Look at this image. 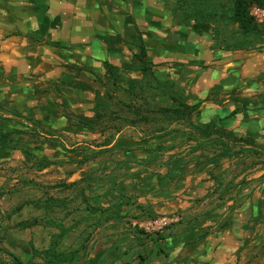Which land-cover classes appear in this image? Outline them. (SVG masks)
<instances>
[{
	"label": "rangeland",
	"instance_id": "374dc122",
	"mask_svg": "<svg viewBox=\"0 0 264 264\" xmlns=\"http://www.w3.org/2000/svg\"><path fill=\"white\" fill-rule=\"evenodd\" d=\"M123 1L130 6L136 2ZM153 1L155 6L162 2L165 7L163 11L156 9L154 12L157 20L170 21L173 28H200L193 21L178 24L175 0ZM196 1L209 3L213 9L218 4H230L232 0ZM252 9L253 5L249 15ZM252 18L260 27V34L246 41L247 50L244 51L262 55L264 31L261 26L264 22L257 23ZM202 26L211 28L209 34L213 37L214 49L228 52L239 40L236 26L214 19ZM133 28L125 29L123 38L116 33L102 36L100 40L108 39L111 47L118 39L129 40ZM75 35L64 28H45L39 37L27 36L31 42L44 46V69L41 65L37 69L36 63L29 64L25 73L16 77L17 86H13V90L11 82L0 84V100L5 98L52 134L39 141L24 135L10 136L22 140L37 158L51 162L42 170L27 162L20 151L0 149V250L14 254L23 263H40L38 258L31 256L30 243L38 250L46 249L56 230L44 226L18 230L14 225L20 221L48 218L44 209L30 204L49 198L63 202L61 207L49 211V216L62 219L65 226L72 227L61 246L78 250L75 264H138L139 255L146 258L144 264H167L170 253H166L169 244L166 239L180 233H186L189 241L173 249L183 248L192 253L206 234L223 239L228 233L240 238V251L247 250L241 264H264V82L238 78L236 91L248 100L259 101L233 104L237 115L229 116L227 121L228 129L236 138L251 140L250 147L243 149L238 144L240 141L234 142L233 150L211 144L203 140L207 131L196 130L193 141H184L180 134L164 141L153 135L155 140L149 141L153 144L163 142L165 150L171 153L147 155L141 150L145 139L142 132L154 126L139 129L141 133L130 128L117 133L112 123L105 122L102 123L105 128L92 133L70 125L68 112L78 119L92 120L96 101L105 92L106 80L95 72L100 71L99 67L96 66L95 71L88 69L93 72L91 74L82 70L86 69L84 65L74 61L79 44H82L75 41ZM250 92H254L252 97L247 96ZM117 97L126 100L119 94ZM113 104L111 109L118 110ZM25 126L27 123L23 120L5 122L0 124V131ZM167 130L181 132L176 127ZM203 157L215 160L218 168L211 166L201 174L194 172L195 161ZM172 158L174 161L184 159L180 163L185 172H189L175 170ZM219 177L222 185H217ZM82 193L90 203H94L93 197H99L107 214H86ZM218 194L223 195L221 200ZM20 205L23 207L14 213ZM157 235L165 240L158 241ZM209 244L216 248L215 242ZM158 247L164 250L163 254L158 253ZM185 259L174 257L176 263ZM0 264H12L11 258L1 251Z\"/></svg>",
	"mask_w": 264,
	"mask_h": 264
},
{
	"label": "crops",
	"instance_id": "0c3cea01",
	"mask_svg": "<svg viewBox=\"0 0 264 264\" xmlns=\"http://www.w3.org/2000/svg\"><path fill=\"white\" fill-rule=\"evenodd\" d=\"M153 2L145 0L130 6L123 0H0V74L4 77L0 79V84L10 83L5 79L7 76L14 79L21 76L29 64L36 63L37 69L40 65L44 69V46L31 42L27 36L39 37L40 33L45 32V28H64L66 32L76 34L75 41H81L82 44H79L77 57L73 60L92 71L96 70V66L99 67L100 71L95 72L104 80L107 77L104 67L106 63L113 67L129 68L134 59L132 49L123 41L118 39L115 45L108 47L100 37L118 33L123 38L124 30L134 26L139 30L154 65L153 75L159 81L171 80L184 87L186 92L196 98L190 104L204 100L209 91L219 92L220 98H228L231 90H236L239 80L264 82V54L214 49L213 37L209 34L211 28L201 25H198L200 28H173L172 22L154 18L156 9L163 11L165 7L162 2L158 6ZM122 74L132 79H140L142 76L140 71L135 70H125ZM10 84L11 90L13 86H17L15 81ZM254 85L258 84L254 82ZM253 94L254 92H250L247 96L252 97ZM238 95L243 97L239 93ZM2 100L5 98L0 101ZM250 101L255 103L259 100L253 98ZM233 104L237 103L226 101L223 106L207 104L195 121L199 131L206 132L205 128L210 126L215 131L226 130L236 137L227 126ZM174 127L184 132H192L195 136V130L185 127L184 124H171L168 129ZM124 128L137 131L140 129L129 126ZM204 137L206 138L203 140H209L211 144H226L229 148L234 144L233 137L220 139L216 135L207 134ZM218 140H222V144ZM238 144L243 149L250 147L246 143ZM211 166L218 168L215 162L202 168H192L194 172L201 174ZM217 181V185H222L220 177ZM222 197L223 195L218 194L220 200ZM211 235L210 233L201 237L199 247L192 253L183 248L173 249L174 246L186 245L189 241L186 233L171 235L166 239L169 240L166 253H170L167 264H241L247 250L240 251V238L231 234L229 236L228 233L223 239ZM210 241L215 242L216 248H211ZM177 256L186 259L176 263L174 257Z\"/></svg>",
	"mask_w": 264,
	"mask_h": 264
},
{
	"label": "trees",
	"instance_id": "16d2710c",
	"mask_svg": "<svg viewBox=\"0 0 264 264\" xmlns=\"http://www.w3.org/2000/svg\"><path fill=\"white\" fill-rule=\"evenodd\" d=\"M139 1V0H133ZM257 6L264 8V0H232L230 4H218L212 9L209 3H200L196 0H175V9L178 10V24L185 23L187 21H193L197 25L209 24L211 19L216 21H222L225 25H233L237 27L239 40L236 46L228 48L229 51H244L247 50V40L257 34H260V27L253 21V18L249 15L250 6ZM264 31V24L261 26ZM133 35L130 34L129 40L122 39L123 43L133 51V64L126 68L113 67L109 64H105V70L107 72L106 80L103 84L105 92L102 98L96 101V111L91 121L82 120L76 118L73 113H66L68 119H70V125L83 128L89 132L95 133V131H101L105 125L102 123H112L115 131L118 133L124 127L134 128H154L150 131H146L142 134L145 139L143 140V146L141 150L144 154L152 155L154 152L163 153L166 152L163 142L159 144H153L149 140L156 135L158 140H166L170 136L184 137V141H193L195 136L192 132H179L178 130H167L171 124H184L185 127L199 131V127L195 124L196 117L202 112L205 106L209 103L223 106L226 101L235 103H249L251 102L245 97L238 95L236 90H231L228 98H220L219 92L209 91L207 97L199 102L190 104V101H195L196 98L186 92L184 87L180 84L168 80L159 81L153 75L154 65L151 62L150 57L147 54L143 38L137 28H133ZM243 39V40H242ZM109 46V40L104 39ZM93 74L91 70L82 69ZM125 70L140 71L142 76L140 79H132L124 76L122 73ZM99 81V77L95 76ZM0 79H4L0 74ZM6 80L14 82L15 79L12 76L5 77ZM117 94H121L126 100H121L117 97ZM160 98L162 101L158 102ZM114 102V106L118 107V110L111 109V104ZM164 102V104H162ZM144 104V105H142ZM66 106V102H63ZM237 112L233 111L230 116L236 115ZM16 120H23L27 123L23 129H12L10 131H0V149H11L14 151H20L27 162H32L37 169H45L51 162L46 159L37 158L32 152H30L25 146L24 142L20 139L11 138L13 134L28 136L32 139H41L46 135H52L43 127L39 125L33 118L27 117L13 107L10 102L2 100L0 101V123L8 122L12 123ZM207 135H216L217 137L229 139L232 138V142L246 143L245 145L251 146V140L244 138H236L233 133L226 130L215 131L207 126L205 128ZM39 141V140H38ZM219 141V140H218ZM217 141V142H218ZM222 144V140L219 141ZM103 145L102 147H105ZM224 147H228L224 144ZM173 149V148H172ZM175 149V148H174ZM172 158V165L175 170H179L181 173L185 172L184 165L180 162L184 159ZM171 162V163H172ZM215 160L203 158L196 160L194 166L202 168L206 165H211ZM87 179V178H86ZM84 191V189H82ZM122 198L123 194H120ZM1 197V192H0ZM95 198V199H94ZM83 204H85V212L88 215L95 216L101 214H107V208H102V202L99 201V197H93L94 203H90L84 193L81 194ZM63 202H57L56 200L45 198L37 202H32V205L38 209H44L48 215V218L32 219L17 222L14 225L15 229L27 230L36 226H44L56 230V233L52 236L50 244L46 249L38 250L30 243L31 256L40 260L39 264H75L78 259V250H68L61 246V242L66 238L68 233L72 230L71 226H65L62 219L49 216V211H53L55 207H61ZM27 205V204H25ZM23 205L18 206L13 210L14 213L18 212ZM9 217V216H8ZM109 219V218H107ZM158 241H163L164 237L157 235ZM156 241V239L154 240ZM1 243V240H0ZM12 260V264H33L32 262L23 263L17 256L1 249ZM158 253L163 254L164 250L158 247ZM146 258L144 256H138V264H144Z\"/></svg>",
	"mask_w": 264,
	"mask_h": 264
},
{
	"label": "built area",
	"instance_id": "2783aa9c",
	"mask_svg": "<svg viewBox=\"0 0 264 264\" xmlns=\"http://www.w3.org/2000/svg\"><path fill=\"white\" fill-rule=\"evenodd\" d=\"M252 17H254L257 23L264 22V8H259L253 5L252 12L250 13ZM165 224V223H164Z\"/></svg>",
	"mask_w": 264,
	"mask_h": 264
}]
</instances>
